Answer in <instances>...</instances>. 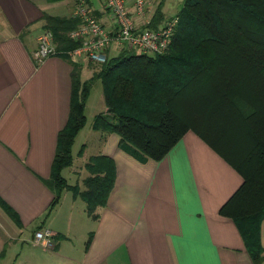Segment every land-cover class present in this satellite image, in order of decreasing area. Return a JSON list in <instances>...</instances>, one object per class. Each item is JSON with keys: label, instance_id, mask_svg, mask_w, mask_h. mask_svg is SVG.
I'll list each match as a JSON object with an SVG mask.
<instances>
[{"label": "crops", "instance_id": "0c3cea01", "mask_svg": "<svg viewBox=\"0 0 264 264\" xmlns=\"http://www.w3.org/2000/svg\"><path fill=\"white\" fill-rule=\"evenodd\" d=\"M90 5L112 28L103 0ZM74 8L75 0H0V197L21 222L0 205V264H254L237 225L220 213L242 174L192 130L162 159H139L120 145L119 134L93 128L95 115L107 112L103 94L75 142L89 126L97 152L84 165L94 155L114 159L107 204L95 218L65 189L47 216L55 194L45 179L70 115L73 64L60 53L38 64L33 52L47 29L44 15L73 17ZM72 60L93 70L86 58ZM98 70L88 71V79ZM91 96L92 90L87 105ZM84 144L79 157L89 140ZM44 228L54 233L53 248L32 242ZM261 238L264 245V220Z\"/></svg>", "mask_w": 264, "mask_h": 264}, {"label": "trees", "instance_id": "16d2710c", "mask_svg": "<svg viewBox=\"0 0 264 264\" xmlns=\"http://www.w3.org/2000/svg\"><path fill=\"white\" fill-rule=\"evenodd\" d=\"M162 16L157 8L149 27L158 29L172 18L163 22ZM176 16L166 51L122 48L83 81L81 65L68 54L80 44L69 36L80 20L44 15L60 55L73 64L70 115L45 179L55 194L47 216L69 189L96 218L97 207L107 204L114 187L116 164L106 155L91 156L86 163L90 175L83 180L84 189L63 175L73 164L75 139L87 123V100L99 79L107 112L95 115V130L119 134L120 145L141 160L162 159L192 130L242 174L243 184L220 213L233 219L254 264H262L264 0H186ZM84 150L85 144L78 154ZM0 205L21 225L18 213L1 197ZM91 240L92 234L87 248Z\"/></svg>", "mask_w": 264, "mask_h": 264}, {"label": "built area", "instance_id": "2783aa9c", "mask_svg": "<svg viewBox=\"0 0 264 264\" xmlns=\"http://www.w3.org/2000/svg\"><path fill=\"white\" fill-rule=\"evenodd\" d=\"M113 25L109 29L93 14L89 0H75L73 17L80 20L69 36L80 42L68 51L76 60L86 58L94 62H106L114 46L137 50L142 53H163L169 47L178 16L168 19L160 28L149 24L155 9V0H103ZM53 30L47 28L38 38L33 52L36 63L59 53ZM32 242L45 248L54 247V233L44 228L35 231Z\"/></svg>", "mask_w": 264, "mask_h": 264}, {"label": "rangeland", "instance_id": "374dc122", "mask_svg": "<svg viewBox=\"0 0 264 264\" xmlns=\"http://www.w3.org/2000/svg\"><path fill=\"white\" fill-rule=\"evenodd\" d=\"M185 1L186 0H155L154 13L157 8H160L163 14L162 21L165 22L168 18L174 17L180 12V10L185 4ZM99 6L100 5L97 4V7ZM121 49L122 47L120 46H114V48L112 49L110 53V56L112 57V56L117 55ZM89 62L93 70H98L102 66L101 62H94V61H89ZM93 70H89L86 67H83L82 68V71H83L82 78L84 80L88 79V71H93ZM91 90H92V96L89 99V103L86 109V114L88 115L90 119L92 118L94 112L97 110L98 100L102 98L103 87H102L101 80L99 79L95 80ZM88 129H89V126L86 127L85 132L81 134L78 140H76L74 147H73L75 161H74L72 168L77 169L78 173L72 176L70 174L71 173L70 167L64 170V175L69 179L71 184H75L77 182H80L82 184L83 179L88 175L87 170L85 169L84 163L87 161L90 155L97 152L96 144H94V142L90 139V137L86 135V132L88 131ZM88 140H89V148L86 150L84 157H79L78 151L80 150L81 146L85 142H88Z\"/></svg>", "mask_w": 264, "mask_h": 264}]
</instances>
